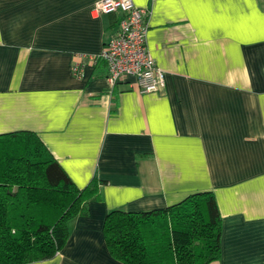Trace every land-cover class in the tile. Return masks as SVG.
Returning a JSON list of instances; mask_svg holds the SVG:
<instances>
[{
	"label": "crops",
	"instance_id": "0c3cea01",
	"mask_svg": "<svg viewBox=\"0 0 264 264\" xmlns=\"http://www.w3.org/2000/svg\"><path fill=\"white\" fill-rule=\"evenodd\" d=\"M98 1L0 0V134L37 133L80 189L106 182L65 247L29 264H122L105 242L109 213L200 192L223 217L212 264H264V0H133L166 73L147 94L90 62L119 29L120 14L96 16Z\"/></svg>",
	"mask_w": 264,
	"mask_h": 264
},
{
	"label": "trees",
	"instance_id": "16d2710c",
	"mask_svg": "<svg viewBox=\"0 0 264 264\" xmlns=\"http://www.w3.org/2000/svg\"><path fill=\"white\" fill-rule=\"evenodd\" d=\"M106 182L78 188L37 133L0 134V264L54 258L68 223L89 216ZM104 237L122 264H212L222 258L223 217L214 193L200 192L166 209L109 213Z\"/></svg>",
	"mask_w": 264,
	"mask_h": 264
},
{
	"label": "built area",
	"instance_id": "2783aa9c",
	"mask_svg": "<svg viewBox=\"0 0 264 264\" xmlns=\"http://www.w3.org/2000/svg\"><path fill=\"white\" fill-rule=\"evenodd\" d=\"M96 16L120 14L117 33L98 55H89L92 64L102 61L115 86L125 78H134L142 94L159 92L166 83V73L158 67L147 46L149 10L133 0H99L93 9ZM84 64L77 62L74 72L80 76Z\"/></svg>",
	"mask_w": 264,
	"mask_h": 264
}]
</instances>
